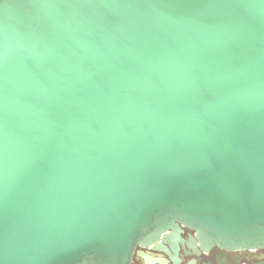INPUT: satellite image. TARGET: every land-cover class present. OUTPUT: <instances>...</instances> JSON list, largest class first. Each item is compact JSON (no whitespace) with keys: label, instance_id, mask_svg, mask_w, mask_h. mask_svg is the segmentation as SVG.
I'll return each mask as SVG.
<instances>
[{"label":"water","instance_id":"water-1","mask_svg":"<svg viewBox=\"0 0 264 264\" xmlns=\"http://www.w3.org/2000/svg\"><path fill=\"white\" fill-rule=\"evenodd\" d=\"M182 227L264 250V0H0V264Z\"/></svg>","mask_w":264,"mask_h":264},{"label":"flooded vegetation","instance_id":"flooded-vegetation-1","mask_svg":"<svg viewBox=\"0 0 264 264\" xmlns=\"http://www.w3.org/2000/svg\"><path fill=\"white\" fill-rule=\"evenodd\" d=\"M183 243L176 242L172 248L168 244L162 243L161 248L155 249L154 246L141 247L137 246L132 256L131 264H256L259 262L258 257L264 255V250L255 251H225L218 248H213L210 251H198L191 236H194V231L186 227H182L180 233ZM137 251L144 252L150 257L148 261L144 257L137 254ZM176 252V257H175Z\"/></svg>","mask_w":264,"mask_h":264}]
</instances>
